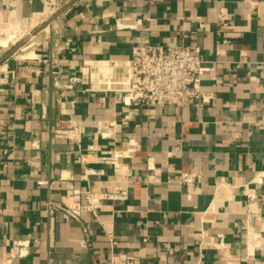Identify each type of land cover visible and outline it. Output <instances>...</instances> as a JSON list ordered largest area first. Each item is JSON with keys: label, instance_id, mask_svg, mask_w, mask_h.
<instances>
[{"label": "crops", "instance_id": "1", "mask_svg": "<svg viewBox=\"0 0 264 264\" xmlns=\"http://www.w3.org/2000/svg\"><path fill=\"white\" fill-rule=\"evenodd\" d=\"M44 1L0 0V264H99L108 232L135 264H264V0H76L33 34ZM141 43L198 45L214 68L201 80L210 103L124 106L80 86L67 92L73 107L57 102L42 60L58 52L66 81L83 61L127 60ZM70 120L79 142L53 134ZM106 120L117 128L102 139ZM114 152L117 167L100 161ZM67 182L126 187L127 199H103L99 221L76 218L56 208Z\"/></svg>", "mask_w": 264, "mask_h": 264}, {"label": "built area", "instance_id": "2", "mask_svg": "<svg viewBox=\"0 0 264 264\" xmlns=\"http://www.w3.org/2000/svg\"><path fill=\"white\" fill-rule=\"evenodd\" d=\"M50 0L44 1V6L50 5ZM68 1H65V5ZM61 0L53 8V12L61 7ZM62 5V6H63ZM51 66V74L54 85L60 91L57 97L58 103H64L73 107V101L67 100V92L81 87L82 92L101 94V99L112 95L116 101L124 106L138 105L148 109H162L164 107H183L188 104L203 106L210 103L212 94L201 89L202 77L207 72L214 70L211 66L204 65L202 49L198 45L181 43L178 45H151L141 43L133 47L131 57L127 60L97 59L83 61L79 76L70 77L66 81L62 79V70L58 52L49 60H42ZM117 128L115 120H106L98 123L97 134L99 138L112 137ZM75 124L70 120L66 127H55L53 134L57 138L76 140L79 135ZM126 155L134 152L135 144L128 143ZM87 152H93L94 146L88 145ZM12 155L10 152L8 156ZM121 154L114 152L111 156L99 157L101 162L118 166L117 159ZM80 161L85 162V156L80 155ZM90 170L84 169V176ZM191 176L182 175L186 181H191ZM262 177H259L261 181ZM38 185L53 186L47 180L37 181ZM103 199L125 200L127 199L126 187H113L104 193H97L92 189H75L71 182H67L66 191L61 198V205L56 207L72 216L79 218L83 213H89L99 221V210ZM47 208H53L51 202ZM108 253L107 260L99 264H135L139 260L137 256L127 255L116 251L117 241L114 235L107 233ZM147 243V237L142 238ZM29 241H16L13 247L16 255L22 257L28 253ZM248 247V242H247ZM253 254V253H249Z\"/></svg>", "mask_w": 264, "mask_h": 264}, {"label": "water", "instance_id": "3", "mask_svg": "<svg viewBox=\"0 0 264 264\" xmlns=\"http://www.w3.org/2000/svg\"><path fill=\"white\" fill-rule=\"evenodd\" d=\"M76 0H70L69 2H67L61 9H59L58 11L55 12V14L53 16H51L47 21H45L43 24H41L38 29H36L34 31L33 34L43 30L45 27L49 26V24L55 19L57 18L63 11H65L71 4H73ZM28 39H24L21 42H19L9 53L7 56H10L11 54H13L17 49H19Z\"/></svg>", "mask_w": 264, "mask_h": 264}, {"label": "rangeland", "instance_id": "4", "mask_svg": "<svg viewBox=\"0 0 264 264\" xmlns=\"http://www.w3.org/2000/svg\"><path fill=\"white\" fill-rule=\"evenodd\" d=\"M60 0H52V1H49V3H50V5H47V8L48 9H53L54 7H55V5L57 4V2H59ZM65 1H68V0H61V7H62V5L64 4V2ZM70 1V0H69ZM60 7V8H61ZM54 10H52V14L51 15H49L50 17L51 16H53L54 14H55V12H53ZM57 11V10H56ZM49 16H46L44 13H42V14H40V15H38V16H36V18H35V21L37 22V24L38 23H40V21H47L50 17ZM41 17V18H40ZM41 24H38V27L40 26ZM29 32V35H31V33H30V30L28 31ZM28 35V36H29Z\"/></svg>", "mask_w": 264, "mask_h": 264}, {"label": "bare ground", "instance_id": "5", "mask_svg": "<svg viewBox=\"0 0 264 264\" xmlns=\"http://www.w3.org/2000/svg\"><path fill=\"white\" fill-rule=\"evenodd\" d=\"M42 13H44L46 16H49V15H51L52 14V10H50V9H48L46 12H42ZM41 13V14H42ZM50 17V16H49ZM41 18V17H40ZM31 36V35H30ZM0 43L1 44H4L5 42H3V41H0ZM262 174V173H261ZM259 176V175H258ZM263 176V175H262ZM260 241V240H259ZM249 244L251 245V247H252V250L255 248V247H257V246H259L260 244H259V242H258V240H257V238H253V239H251V240H249Z\"/></svg>", "mask_w": 264, "mask_h": 264}]
</instances>
